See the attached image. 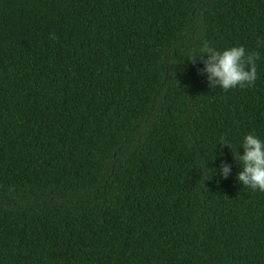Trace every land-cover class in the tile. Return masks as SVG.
Returning a JSON list of instances; mask_svg holds the SVG:
<instances>
[{
  "label": "trees",
  "instance_id": "1",
  "mask_svg": "<svg viewBox=\"0 0 264 264\" xmlns=\"http://www.w3.org/2000/svg\"><path fill=\"white\" fill-rule=\"evenodd\" d=\"M204 41L255 84L210 85ZM258 41L264 0H0V264H264Z\"/></svg>",
  "mask_w": 264,
  "mask_h": 264
},
{
  "label": "clouds",
  "instance_id": "2",
  "mask_svg": "<svg viewBox=\"0 0 264 264\" xmlns=\"http://www.w3.org/2000/svg\"><path fill=\"white\" fill-rule=\"evenodd\" d=\"M258 47L264 46V41L257 42ZM202 59L205 65L201 74H206L208 83L219 86L224 91L233 88L251 87L257 80V61L260 54L257 51L247 52L243 46H236L218 51L203 42L201 47ZM207 57V59H203ZM195 62V61H193ZM223 139V138H222ZM231 148L230 145L220 143ZM243 155L234 151L233 159L242 166L237 180L252 191L264 192V141L255 134H247L243 140ZM220 174L226 179L231 174V166L223 164Z\"/></svg>",
  "mask_w": 264,
  "mask_h": 264
}]
</instances>
